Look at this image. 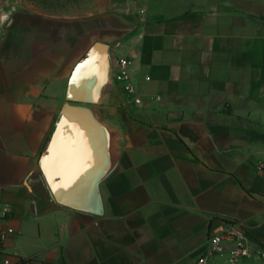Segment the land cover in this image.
Listing matches in <instances>:
<instances>
[{
    "label": "crops",
    "instance_id": "crops-1",
    "mask_svg": "<svg viewBox=\"0 0 264 264\" xmlns=\"http://www.w3.org/2000/svg\"><path fill=\"white\" fill-rule=\"evenodd\" d=\"M97 42L103 99L69 102ZM119 58L140 105L115 79ZM66 104L110 131L94 163L87 129H58ZM0 212V264H195L229 225L254 251L243 264H263L264 0H0Z\"/></svg>",
    "mask_w": 264,
    "mask_h": 264
},
{
    "label": "water",
    "instance_id": "water-1",
    "mask_svg": "<svg viewBox=\"0 0 264 264\" xmlns=\"http://www.w3.org/2000/svg\"><path fill=\"white\" fill-rule=\"evenodd\" d=\"M109 73V47L104 43L97 42L89 49L73 71L68 88L69 102L87 105L100 103L104 96V90L110 81ZM71 113L76 115L74 119H71ZM63 126H71L77 128L76 130H84V128L88 130L87 133L92 143L93 163L96 158V148L98 152L100 145L105 148L106 145L110 147L112 144L110 136L104 139L106 133L110 134V131L105 124L97 119L93 113V109L90 107L66 104L58 124V129H61ZM95 144L97 146H94ZM53 145L54 141L51 143L50 148ZM45 159L46 157L44 156L43 161ZM73 169H77V167L73 165ZM50 184L55 186V183L50 182ZM59 199L65 202L71 200L67 196H60Z\"/></svg>",
    "mask_w": 264,
    "mask_h": 264
},
{
    "label": "built area",
    "instance_id": "built-area-1",
    "mask_svg": "<svg viewBox=\"0 0 264 264\" xmlns=\"http://www.w3.org/2000/svg\"><path fill=\"white\" fill-rule=\"evenodd\" d=\"M115 79L123 85L124 91L132 98L135 104H142V98L139 96L131 78L130 61L127 58H119L117 60ZM5 217L6 213L0 212V255L2 252L1 248L11 234V230L3 223ZM226 243L230 244L228 249ZM256 253L264 264V250H257ZM223 254L228 257L227 264H243L246 258L254 254L242 227L229 225V227H221L213 231L207 250L196 260L195 264H211L216 256ZM2 264H28V262H23V259L19 256H16L13 262L10 256L3 255Z\"/></svg>",
    "mask_w": 264,
    "mask_h": 264
},
{
    "label": "rangeland",
    "instance_id": "rangeland-1",
    "mask_svg": "<svg viewBox=\"0 0 264 264\" xmlns=\"http://www.w3.org/2000/svg\"><path fill=\"white\" fill-rule=\"evenodd\" d=\"M39 3H43L45 5H57L60 7H67V6H76V7H83V4H88L90 0H36Z\"/></svg>",
    "mask_w": 264,
    "mask_h": 264
},
{
    "label": "trees",
    "instance_id": "trees-1",
    "mask_svg": "<svg viewBox=\"0 0 264 264\" xmlns=\"http://www.w3.org/2000/svg\"><path fill=\"white\" fill-rule=\"evenodd\" d=\"M23 262H27V260L23 259Z\"/></svg>",
    "mask_w": 264,
    "mask_h": 264
},
{
    "label": "bare ground",
    "instance_id": "bare-ground-1",
    "mask_svg": "<svg viewBox=\"0 0 264 264\" xmlns=\"http://www.w3.org/2000/svg\"><path fill=\"white\" fill-rule=\"evenodd\" d=\"M74 141V140H73Z\"/></svg>",
    "mask_w": 264,
    "mask_h": 264
}]
</instances>
